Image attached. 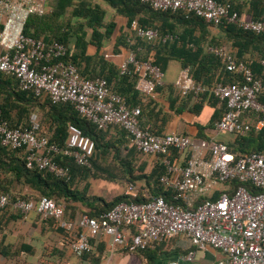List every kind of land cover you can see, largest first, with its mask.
<instances>
[{"label": "built area", "instance_id": "built-area-1", "mask_svg": "<svg viewBox=\"0 0 264 264\" xmlns=\"http://www.w3.org/2000/svg\"><path fill=\"white\" fill-rule=\"evenodd\" d=\"M137 1L155 11H181L213 26L226 21L264 34V21L241 18L229 4L215 0ZM49 12L48 0H0V73L13 77L22 91L47 97L53 104L72 105L99 130L120 127L141 154L165 157L162 163L166 171L160 182L173 190V202L162 197L139 203L120 202L98 218L82 214L74 223L65 220L61 205L46 197L36 203L11 202L7 194L0 193V208L10 206L24 217L35 211L40 220H53L72 233L68 248L77 258L91 250V240L100 236L108 238L110 252L117 247L127 252L144 250L181 236L190 249L165 264L194 263L196 252L209 248L218 252L221 259L202 264H264V150L235 157L221 142L194 141L177 134L158 136L141 128L140 107L129 108L124 98L109 89L105 79L80 77L75 66L62 60L66 55L64 45L24 35L30 16ZM130 30L135 37L148 42L159 37L157 30L141 27L137 21L131 22ZM172 39L165 35L162 40ZM208 51L223 59L227 72L240 78L238 83H217L210 90L226 108L214 124L215 130L244 135L250 127L241 118L248 113L256 116L251 127L263 130L264 105L258 98L264 94V78L256 77L244 62L236 61L221 47H208ZM260 66L264 73V59ZM117 69L120 75H135V88L143 96H152L163 81L159 67L150 60H138L134 52L128 53ZM176 87L182 96L204 91L195 85L188 67L180 71ZM39 130L35 115L30 117L28 128H10L0 112V144L8 150L21 151L28 169L65 177L67 170L53 160L56 154L71 157L80 166H90L94 142L78 127L68 126L64 148L50 144L47 136L39 135ZM172 150L187 154L183 164H172L167 158ZM232 181L238 186L228 192L226 185ZM126 195L134 197L130 190ZM100 264L116 263L104 260Z\"/></svg>", "mask_w": 264, "mask_h": 264}, {"label": "trees", "instance_id": "trees-1", "mask_svg": "<svg viewBox=\"0 0 264 264\" xmlns=\"http://www.w3.org/2000/svg\"><path fill=\"white\" fill-rule=\"evenodd\" d=\"M219 3H226L231 6L240 17L243 8L237 0H215ZM249 11L248 20L264 21V0H248ZM50 12L43 16H30L24 27L26 37L42 40L44 42L56 41L66 48V55L62 58L65 63L75 66L80 77L87 79L103 78L106 80L109 89L124 98L129 108L140 107L141 115L139 124L141 128L146 127L141 123V116L144 109L153 102L152 96H143L135 88L136 77L130 73L120 75L116 66L108 62L103 56L99 55L102 47L108 42L113 34L115 24L107 18V10H113L115 14L127 19L129 33L119 36L115 41V48L123 46L128 53L134 52L138 60H147L138 52V47L146 46L155 50L154 60L151 61L158 66L161 72L165 70V65L170 59H182L185 56H192L195 59L184 63L183 67L194 65L189 69V74L195 85H200L204 91L194 94L189 92L188 96L200 97L204 94L205 87H209L211 96L217 99L212 93L211 88L217 84L238 83L240 78L225 70L223 59L215 56L208 51V47L195 50L196 40L185 41L182 46V53L176 54V48L182 45V32L184 26L198 25L203 27L206 24L202 18L192 14H185L181 11H155L149 5L137 0H48ZM137 21L139 26L152 28L158 31L159 37L155 41L141 40L132 33L130 24ZM212 25V24H211ZM220 27L225 36L231 41L235 48V53L229 54L238 62H244L256 77H263V69L260 61L264 59V34H257L243 30L237 25L224 21ZM165 35H171L172 40L163 41ZM94 47V55L87 54V48ZM175 50V51H174ZM170 52V53H169ZM249 54V57L246 55ZM256 54V55H255ZM204 65L210 68L204 69ZM160 86L155 88V91ZM175 88H177L175 86ZM154 91V92H155ZM179 92V90H178ZM181 95V93H180ZM182 96V95H181ZM259 102L264 105V94L259 95ZM223 103V102H221ZM224 109L225 108V104ZM146 110V109H145ZM0 112L1 118L10 128H28L30 117L39 114V135L47 136L50 144L58 148H64L68 138V126L78 127L84 136L94 142V153L89 159L90 166H80L75 163L73 158L56 154L53 160L67 170L65 177H58L46 170L28 169L25 165L24 155L19 157L21 151H11L0 144V193L7 194L11 202L19 200L38 202L41 197L52 199L56 204L61 205L64 218L68 222H73L78 213L86 214L90 217L98 218L101 214L110 210L120 202H145L153 197H162L167 202L172 201L173 190L165 188L160 182V178L165 174V167L162 163L165 157L159 156L160 163L156 165V171L145 174L141 165L133 164L134 155H143L130 144L126 132L120 127L115 126L117 135L113 138L108 136V130H99L94 124L80 115L72 105L67 103L53 104L47 97L36 96L29 91L19 89L16 80L8 75L0 73ZM249 114V113H248ZM252 114L253 122L256 120ZM38 121V122H39ZM249 124V130L244 135H230L231 140L224 143L228 151L235 157H242L251 153H258L264 150V129L255 131ZM148 130L155 135L164 136L160 132ZM130 144L131 149L123 155V149ZM132 149L135 150L133 154ZM111 151V163L104 164V157ZM23 154V153H22ZM187 154L172 150L167 158L172 164H177L178 159L185 161ZM135 159V158H134ZM182 162V163H183ZM91 179H101L110 182L125 181L129 186L141 183L142 189L148 190L149 197L119 195L111 201H106L100 197L89 196V181ZM238 186L232 181L226 185L228 192ZM24 188L31 191V194L24 193ZM216 197V196H214ZM80 209H82L80 211ZM12 212L10 206L0 208V223L8 213ZM18 214V212H16ZM38 214L35 211L29 214ZM20 214V213H19ZM19 218H24L20 214ZM53 221V220H48ZM55 231L63 240L62 249L68 248L72 233L61 228L53 221ZM1 228V225H0ZM99 242L96 248L94 242ZM103 237L100 236L91 240L92 249L81 257L77 258L81 264H100L105 258V244ZM166 242L158 243L144 250L127 252L136 254L152 263L160 255L161 247ZM101 244V245H100ZM100 245V246H99ZM107 247V246H106ZM21 252L32 254V248L21 244L13 251L11 246L0 245V255L5 258L18 256ZM71 252V251H70ZM72 253V252H71ZM187 253V252H186ZM54 256H58L59 251H53ZM74 256V254L72 253Z\"/></svg>", "mask_w": 264, "mask_h": 264}, {"label": "crops", "instance_id": "crops-1", "mask_svg": "<svg viewBox=\"0 0 264 264\" xmlns=\"http://www.w3.org/2000/svg\"><path fill=\"white\" fill-rule=\"evenodd\" d=\"M237 2L243 8L241 18L248 20L246 15L249 11L248 0H237ZM107 18L114 22L115 28L110 40L104 44L99 55L117 67L118 63L126 57L128 52L123 46L115 48V41L119 36L129 33L127 27L128 21L125 17L115 14L110 9L107 10ZM179 33H182L183 43L182 45L179 44V47L176 48L177 52H174L175 56L177 53H182L184 50L182 46H185V41L188 40H196V46L193 47L195 50L200 51V48L202 49L204 46L213 45L223 48L228 53H235V48L232 46L231 41L225 36L220 27L211 24L200 27L193 24L184 26L182 32L180 31ZM138 52L142 57L150 61L154 60L156 53L152 48L146 49V46H142V48L138 47ZM94 53V47L89 46L87 54L92 56ZM198 53L200 52H195L193 55ZM193 55L189 57L185 56L182 59L173 58L166 63L162 84L153 93V102L145 108L146 110L144 109L141 123L146 129L149 128L165 135L177 134L188 136L194 141L213 140L227 143L232 139L231 136L226 133H219L214 128V124L225 112L224 105L211 96L209 87H205L206 91L200 97L188 96L186 98L181 96L178 89L175 88L180 71L186 68L183 67V64L188 62L193 63L192 61L195 59ZM247 56L249 57V54ZM194 65L188 66V68L192 69ZM205 66L207 69L210 68L209 65H204V69ZM241 119L245 123H253L252 114L250 113L243 115ZM107 132L108 136L113 138L117 135L118 131L115 127H111ZM126 148V150L123 149V155L131 149L130 144ZM132 152L134 154L135 150L132 149ZM17 155L21 157L23 154L19 153ZM160 159L159 156H140L135 154L132 163L137 166L141 165L144 173L150 174L157 170L156 165L160 163ZM182 162V158L181 160L178 159L177 165L183 164ZM141 185L126 186L124 194L130 190L134 196L149 197L148 190L142 189ZM23 191L24 193L31 194V191L27 188H24ZM121 193L120 191L118 195ZM106 201H109V199ZM11 211L0 223V245L11 246L13 251L18 245L24 244L31 247L33 253L26 254L21 252L18 256L12 258H5L0 255V264H81L68 249H62L63 240L55 231L53 221H42L33 213L28 214L24 218H19V213L17 214L12 209ZM79 216L80 213L77 214L73 223L78 220ZM103 240V243L107 246H105L104 260H110L116 264H165L169 260L185 255L190 249L189 243L183 237L177 236L171 239V242H166V245L161 247L162 252L156 260L148 263L146 259L136 254H129L118 247L113 252H110L108 238L103 237ZM98 243L97 241L94 242L95 248ZM54 250L59 251L58 256H54ZM220 259L221 255L209 248L204 251L198 250L195 254L194 263L181 262L180 264L212 263Z\"/></svg>", "mask_w": 264, "mask_h": 264}, {"label": "rangeland", "instance_id": "rangeland-1", "mask_svg": "<svg viewBox=\"0 0 264 264\" xmlns=\"http://www.w3.org/2000/svg\"><path fill=\"white\" fill-rule=\"evenodd\" d=\"M36 116V121H39V117L37 114L34 113ZM40 123V121L38 122ZM104 164L109 165L111 163V151L107 156L103 158ZM112 164V163H111ZM141 183H135V185L140 186ZM129 183L125 181H117V182H110L106 180H98V179H91L89 181V189H88V194L90 196H96V197H102L104 199H109L111 201L115 197L119 196L118 194L120 191L122 192L120 195L124 194V190L126 186H128ZM142 187V185H141Z\"/></svg>", "mask_w": 264, "mask_h": 264}]
</instances>
